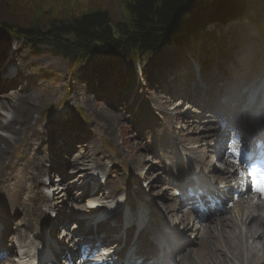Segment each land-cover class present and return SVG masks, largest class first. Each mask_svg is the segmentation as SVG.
I'll use <instances>...</instances> for the list:
<instances>
[{
    "label": "rangeland",
    "instance_id": "obj_1",
    "mask_svg": "<svg viewBox=\"0 0 264 264\" xmlns=\"http://www.w3.org/2000/svg\"><path fill=\"white\" fill-rule=\"evenodd\" d=\"M130 1L132 0H0V22L22 24L27 21L38 20L44 24L51 18H46L45 15H43L41 20L39 18L41 9L46 7L49 8L50 12L48 14L51 16L62 14L69 18L74 17V14L86 13L91 10H104L110 14L113 22L122 23L128 18L126 7ZM247 1L250 2L252 0ZM189 2H202L201 5L204 4V0H189ZM202 11L206 12L204 9ZM194 12L195 14L199 13L197 8L194 9ZM184 16L182 18H185ZM262 19L264 20V15ZM215 29L222 33L225 32L222 27H216ZM228 32V35H231V37H228L229 41H222L224 43V51L231 43L237 40H239V43L233 45L235 48L229 52L227 59L220 63L222 65L220 70V66L217 64L212 67V75L210 77H207L204 73L202 76H198L199 67L194 66L195 85H193L194 83L189 84V82L179 83L177 82L178 78L176 80L173 78L174 73L177 75L176 69L180 66L179 64L191 61L187 53L178 52L175 48H166L159 55L149 58L145 66H141V71L129 62H119V59L98 56L90 58L72 71L71 67H68L67 63L62 60L46 55L33 57L27 42L20 38L6 40L5 37L0 36V117L2 124L7 123V119L13 115L10 105L25 95L31 97L32 102L29 103V106L33 115L31 127L27 130L23 128L17 133L12 149L5 159V162L9 160L14 162L22 174L20 181L12 182V184L14 183L17 186L16 190L20 193L19 196L15 199L13 194L6 195L9 214L11 209L12 213L16 209H21L22 212L25 210L23 203L29 196L28 190L33 187L28 174L33 171L34 163L37 161L35 158L46 157V150L49 149V146L54 145L55 142L64 137H62V134L65 135L67 133H79L87 138L86 142H88L89 147L86 150V157L89 158L88 161L92 162L94 158H105L104 163L107 164L109 169V172L106 173L111 175L110 186L115 193L126 194L131 186L132 189H135L136 185L131 184L132 179L135 180L134 171L137 167H141L142 161H147L143 174L147 175L148 179L142 185H138V189L152 188L149 194L154 202L161 203L163 206L171 205V194L168 195L165 192V184L162 181L164 175L162 173L168 162L172 164L173 161H177L181 164L183 158L168 155L167 152H171L173 145H175L173 142H170L166 137L160 136L157 138L152 135L154 128L160 129L157 126L159 122L162 134H164V125L168 121L167 119L161 121L164 115L158 111L160 109L159 105H163V102L167 101L168 106L162 107L161 112H170L174 107L186 105V111L192 116L191 120L193 121V118L199 115L198 111L194 109V105L188 104L184 100L191 97L193 99V96L198 93L195 92L197 88L202 94V100L210 98L209 95H212V83L209 79L212 76L215 75L219 78V74H221L222 78L225 76L229 78L233 74L231 69L235 72L240 70L238 64L232 63L231 65V63H228L234 56L246 57L252 53L254 55L253 58L250 57L251 59L245 63L250 69V63L256 62V54L264 46V25L261 29H258L253 22L240 21ZM16 48L20 54L17 53ZM14 56L20 59L19 61H12L17 63L14 72H18V81L16 80L14 83L11 79V85L9 86L4 84L7 79L4 72L9 70L10 65L8 66L7 64L11 58L13 60ZM7 57L6 66L8 67L6 71H3V60H7ZM21 64L25 66L27 75L20 72ZM191 65H196V63L191 62ZM244 65L243 68H245ZM249 69L245 68L244 74H242L241 81L245 83L246 79L251 77L248 72ZM225 72L228 74H225ZM245 72L249 74L245 76ZM140 74L143 75V78ZM164 74L169 76V80L165 79ZM120 79H126L125 84L133 88L126 98L119 94L118 91L109 88L110 96L117 95L118 97L117 103L111 105L105 99L107 96L97 94L96 88H99L97 83L109 86L113 81H120ZM8 80L10 81V79ZM221 80L219 78V83ZM101 82H104V84ZM120 82L124 83L123 81ZM139 83L141 86H139ZM22 88H25L24 94L21 91ZM174 88L180 89L179 91H174ZM143 93L144 96L140 100ZM146 94L148 95V100L144 101ZM180 98H182V101ZM202 100L200 99V103H202ZM177 113L181 117H178V115L176 116L178 119H176L172 115L171 119L178 121L177 133L181 134L183 132L182 129L186 131L187 126L192 123H190L188 117L184 118L181 112L177 111ZM205 123L208 124L206 118ZM16 127L20 128V125L17 124ZM209 127L211 125L206 126L205 129ZM187 132H184L183 136L176 139L177 143L180 139L182 145H184L183 143L186 141L198 138V129L195 132L188 130ZM4 135L6 136V134ZM151 144L154 145L156 153L159 152V158L154 154H150L151 152L147 150H153ZM38 148L41 150H38ZM210 155L208 157L209 165L214 160V157ZM173 157V160L169 159ZM78 167L84 169L83 167H86V165L80 162L77 165ZM2 170L3 168L0 166V172ZM56 189L57 187L54 188V190ZM160 191L166 193L165 198L161 201L158 200L163 197H161L162 193ZM141 193L145 192L142 190ZM60 194L61 196L57 201H64L65 192ZM22 198L23 201L20 203L22 207H19V202ZM70 199L73 200V197L70 196ZM59 203L61 204V202ZM171 209L175 211L172 205ZM157 211L159 210L157 209ZM9 219L14 223L11 227H17L18 230H21L23 225L21 214L17 215L15 219L10 216ZM157 221L162 223L170 222L168 218ZM28 226L34 228V220L29 222ZM64 232L67 233V229ZM215 246H218V241L216 240Z\"/></svg>",
    "mask_w": 264,
    "mask_h": 264
},
{
    "label": "trees",
    "instance_id": "obj_2",
    "mask_svg": "<svg viewBox=\"0 0 264 264\" xmlns=\"http://www.w3.org/2000/svg\"><path fill=\"white\" fill-rule=\"evenodd\" d=\"M240 1V13L247 6L264 5V0L261 3L252 0L249 5L246 4L247 0ZM224 2L207 8L197 5V9L208 12L219 9L220 14L234 5ZM186 5L187 0H132L126 7L128 21L122 23L113 22L110 14L104 10H91L69 18L62 14L51 16L48 14L49 8L43 7L39 18L41 20L43 15L51 17L47 24L38 20L22 24L0 22V36L9 40L20 37L28 43L32 55L47 54L66 61L72 68L93 56L141 60L145 55L155 54L163 46L174 43L172 40H183L188 35L206 30L209 23L224 20L218 14H209L206 19L200 20L198 17V21L193 23L195 19L190 20L191 11ZM183 15L185 18H182ZM203 36L201 33L195 40L199 41Z\"/></svg>",
    "mask_w": 264,
    "mask_h": 264
},
{
    "label": "bare ground",
    "instance_id": "obj_3",
    "mask_svg": "<svg viewBox=\"0 0 264 264\" xmlns=\"http://www.w3.org/2000/svg\"><path fill=\"white\" fill-rule=\"evenodd\" d=\"M16 50H17V53L20 54L17 48ZM19 60L20 59H17L16 56H14L13 61H19ZM20 72L24 75H27V71L25 70V66L23 64H21ZM22 93L24 94L23 91ZM30 102H32L31 97L27 95L20 97L16 102H13L14 105L13 103L12 105H10L12 108L13 115L11 114L12 117L7 119L8 120L7 123L2 124L1 117H0V132L2 133V134L0 133V166L3 168L2 172H0V213L4 209V202H3L4 195L3 194L4 192L8 191L7 184L13 178L12 175L8 173V171H14L15 169L17 170V167L12 168L13 163L11 160H9L8 162H5V159L8 157L9 152L12 149L13 143L16 140L17 133L23 128L26 130L29 129L32 125L31 120L33 119V115H32V109L29 106ZM15 104H18V105H15ZM186 110L187 108L184 106L176 109V111H178L179 113L180 112L182 113L184 118L188 116V112ZM190 118L191 117H188V119ZM251 122H252V118H248L246 119V121H244V123L239 122V125L244 128L247 127L249 130L251 127L250 125ZM190 123L192 122L190 121ZM17 124L20 125V128L16 127ZM193 125L194 124H189L187 126L188 127L187 130L190 132H195L197 128L194 127ZM257 128L263 131L264 123H260V125H257ZM248 130L245 129L246 132H248ZM4 134H6V136ZM211 135L201 134L199 136V140H197L198 147L194 148V151L203 152V157H202L203 163L205 162L208 156V152L206 149L207 148L206 139L207 137H210ZM193 142L195 143L194 140ZM38 150H41V149L38 148ZM35 159L37 160L34 163L35 170L29 174V177L31 178L33 184L38 186L40 177L41 175H43L42 169L44 167V161L45 159H47V157H43L44 160L39 159V158H35ZM88 160L89 158L86 157V152H84L81 154L79 160L71 161V163L69 164V167H76L78 163L82 162L85 165H87L88 172H91V174L93 173L96 174L97 172H105V167L103 164H95L94 160H97V159L94 158L92 162ZM104 160L105 159L103 158L101 161L104 162ZM146 166H147V161L144 160L142 161L141 167H137L134 171L135 180L132 179L131 184L136 185V189L138 185H142L143 183L146 182L145 180L148 179V176L143 174V171H145ZM16 170L13 172V174L16 173ZM79 173L80 172H76L77 177L80 176ZM20 176L21 175L18 174V177L13 178V180L19 179ZM214 179L220 180L221 178L218 176H215ZM222 181H225V179H222ZM103 189L108 190L110 189V187L109 185H106L104 187L101 186L99 188V191L102 192ZM136 189L130 188V191L128 192L129 194H126V198H124L123 202L120 204V207L124 215L126 213L125 215L126 222L131 223L132 225L136 227V229L144 231L149 236L156 238L158 242H160L162 239H164V237H166V233L161 234L155 229V228H158V229L164 228L162 227L163 223L156 224V222H154L155 220H164L168 218V220L171 223L175 225H182L183 226L182 228H184L185 231L188 232V229H189L195 233L196 235L195 241L197 242L199 247L197 250H193V252H191L190 255L188 254L189 256H187V258L183 261L182 264H230V263L241 264L242 263L241 258L238 257V250H237L238 246L236 245L235 240L233 239L234 236L238 238L240 235V226L238 224L233 223V222L223 224L222 221H219L215 223L213 226L212 224H210L208 228H203L202 226H199L197 230L196 229L194 230L193 225L191 227V221L185 219L184 215H180V214L177 215L173 210H170L171 208L170 206H163L161 203L158 204L157 202H154L153 200H151L149 192L152 188L142 189L143 192L145 193L141 194L142 200H139V201L135 198V196L140 195V191L142 190L138 192H134L136 191ZM160 192L162 193L161 197L162 196L163 197L158 199L159 201L165 198V195H166V193H164L163 191H160ZM133 193L135 196L133 195ZM49 198H50L49 194L43 195L41 189H39L38 187H35L30 193V198H28L27 201L28 203L31 202L32 200L34 201L37 200V201H35L33 206L29 208V212L27 211L25 214H23V212L17 211V213L23 214L24 221H26L28 218L31 217L32 213H34L35 210L36 211L39 210L42 202L47 201L48 203L50 200ZM65 203H66L65 206L67 207H69L72 204L69 198L65 200ZM19 207H22V205H19ZM157 209L159 211H157ZM246 214H247L246 211L241 210L237 213V217H243ZM43 216H44V213L42 214V218ZM36 220L41 221V216H38ZM0 222H3L1 220V217H0ZM4 222L7 223L8 220L5 219ZM256 224H257L256 222H254V224H250L254 228L252 231H248V228H246L245 231L241 230V232L243 233L244 237L246 236L252 237V240L254 241L255 245L258 240L257 236L260 235L259 236V247L264 252V231H262V228ZM220 225H221V230L218 233V237H217L218 246L216 247L214 234L218 230V227ZM148 228H150V230L152 229V231H149ZM23 229L26 230L27 227H25L24 225ZM32 235H33V231H28V235L25 237V240L23 241V243H21L22 251L19 254V259H18L19 264H24L28 262V260L30 259L31 253L41 245V242L43 244H46V242L41 241L39 236L35 237L33 240L28 241V239H31ZM175 240H176V237H175ZM36 244H37V248H34V245ZM187 244L188 242L185 240L183 247L186 246ZM245 264H249L248 259L245 260Z\"/></svg>",
    "mask_w": 264,
    "mask_h": 264
},
{
    "label": "water",
    "instance_id": "obj_4",
    "mask_svg": "<svg viewBox=\"0 0 264 264\" xmlns=\"http://www.w3.org/2000/svg\"><path fill=\"white\" fill-rule=\"evenodd\" d=\"M184 1H186V0H184ZM192 1V0H191ZM205 2H204V4H202V5H204L206 8H207V6H213V5H215V4H218L220 1H222V2H224V3H230V2H232L234 5H232L233 7H230L229 9L228 8H226V9H228V10H224L223 12H221L220 14L218 13L219 12V9H215L216 11H213V12H208L207 10H206V12L204 13L201 9H200V11H199V13L198 14H195V12H194V9H196L197 8V5H201V3L202 2H199V3H194V2H189V0H187V5H186V7H187V9L188 10H190V11H192L191 13V17H190V20L191 19H195L194 21H193V23H196L197 21H198V17H199V19L201 20H204V19H206L207 18V16H209V14L210 15H214V14H218V16H220L221 18H230V17H233V16H236V15H238V13H240V12H238L240 9H241V6H239V4L240 3H238V2H241L240 0H204ZM259 1H261V0H259ZM188 2H189V4H188ZM227 3V4H228ZM249 1H246V4L247 5H249ZM191 6V7H190ZM199 7V6H198ZM204 7V8H205ZM205 10V9H204ZM202 12H203V14H202ZM193 16V17H192ZM189 18V17H188ZM192 22V21H191ZM180 41L181 40H172L171 42H174V43H180ZM169 42V41H168Z\"/></svg>",
    "mask_w": 264,
    "mask_h": 264
},
{
    "label": "snow or ice",
    "instance_id": "obj_5",
    "mask_svg": "<svg viewBox=\"0 0 264 264\" xmlns=\"http://www.w3.org/2000/svg\"><path fill=\"white\" fill-rule=\"evenodd\" d=\"M237 162H240V161H237ZM250 175H254V173H250ZM261 175H262V178H264V173H262ZM253 184H256V180L255 179H253ZM261 190H264V188H262Z\"/></svg>",
    "mask_w": 264,
    "mask_h": 264
}]
</instances>
